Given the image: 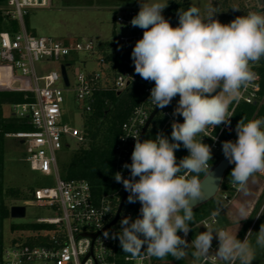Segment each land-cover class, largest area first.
<instances>
[{"label": "clouds", "instance_id": "1", "mask_svg": "<svg viewBox=\"0 0 264 264\" xmlns=\"http://www.w3.org/2000/svg\"><path fill=\"white\" fill-rule=\"evenodd\" d=\"M167 5L140 0V10L130 23L144 31L131 57L135 73L155 84L149 97L154 107L163 109L179 96L173 115L182 116L183 123L173 121L171 140L163 134L143 141L139 132L133 136L131 164L123 165L131 178L117 172L114 179L129 193L128 203L141 204L140 215L135 220L125 216L113 238L132 257L144 252L158 259L171 255L181 260L191 245L196 258L215 256L223 264H252L256 254L248 238L251 231L240 240L237 232L207 224L190 244L184 237L194 221L193 207L206 198L200 175H211L212 150L201 134L230 123V105L257 79L253 65L264 59V13L248 12L224 24L214 18V7L202 13L190 6L178 10L179 24L173 27L162 15ZM235 131L237 139L224 141L222 151L235 165L230 173L233 187L244 190L250 180L255 182L256 174H264V118L246 122L243 117ZM181 144L189 155L177 162L175 152ZM238 214L240 221L249 217L245 206ZM211 215L215 218L219 211ZM214 238L219 246L213 254ZM255 244L264 248V224Z\"/></svg>", "mask_w": 264, "mask_h": 264}, {"label": "built area", "instance_id": "2", "mask_svg": "<svg viewBox=\"0 0 264 264\" xmlns=\"http://www.w3.org/2000/svg\"><path fill=\"white\" fill-rule=\"evenodd\" d=\"M6 1L10 8L4 9L5 14L16 18L20 26L15 34L7 31L0 33V63L8 65L16 73L13 82L16 80L20 82L18 91L25 92L26 99L29 98L28 94L33 97L31 101L12 103L13 115L27 119L33 130L19 131L12 133L11 136L19 139L25 147L26 160L31 170L46 176H54L56 185L36 189L34 198L37 203L54 208L60 212V215L37 219V224L49 225L51 228L37 233L40 239L38 238L36 242H24L5 247L1 264H119L120 260L127 264H153L154 257H149L144 252L137 257L129 254L122 255L118 238H113L114 234L120 231V221L125 216L135 220L140 215L139 210L135 208L138 204L141 205L139 202L130 203L131 207L124 211L127 204L126 198L118 220L108 226L116 217L121 200L127 192L123 184L114 179L113 191L95 195L88 180L62 178L56 158V151L65 145L70 146V140H77L79 143L86 141L83 125L77 128L62 120V105L65 102L66 91L75 92L83 114L87 115L94 112L101 94L121 95L135 85H142L141 99L122 123L114 147V175L120 172L124 178H130V170L125 169L123 165L131 164L129 162L136 142L133 136L139 132V138H141L143 128L157 108L149 100L150 90L155 86L154 82L145 81L135 73L131 57L132 50L136 42L142 38L144 31L139 27H133L130 23L140 9H119L114 19L115 26L120 31L116 39L117 44L102 50L98 55V63L102 70L90 73L82 70L75 71L72 82L68 68L73 66L74 70L80 68L75 66L76 61L72 54L94 55L99 48L96 42L93 39L62 41L51 36L31 35L24 24L27 9L48 6L51 0ZM169 22L173 27L177 26L174 22ZM42 59L58 61L59 69L39 76L35 65ZM79 64L85 66L86 61H80ZM63 65L68 84L62 75ZM261 65L262 59L253 65L257 79L252 86L241 90L240 98L229 108L231 115L240 104L264 102V95L261 94ZM103 99L105 105H111L109 97ZM178 101L177 95L168 108L158 111L165 119L158 134H163L167 127H171L173 121L181 123L179 117L173 115ZM215 129L216 127L214 129L209 127L205 133L201 134L204 136L203 142L209 141L212 155L225 158L222 143L228 140L234 142L237 139L236 131L229 123L222 124L217 132ZM225 131L229 133L226 137L223 136ZM232 190L233 193L230 192ZM237 190L239 188L233 187L232 183L230 189L222 190V199L226 204L234 200ZM105 209L110 211L105 213ZM218 221V217L213 218L210 215L195 223V226L204 227L207 224L213 226ZM105 233L108 235L105 236ZM93 235H96L95 238ZM181 235L184 233L181 232ZM214 251L215 247L212 245L210 252L214 254ZM215 261V256H209L202 258L200 264L208 262L214 264Z\"/></svg>", "mask_w": 264, "mask_h": 264}, {"label": "rangeland", "instance_id": "3", "mask_svg": "<svg viewBox=\"0 0 264 264\" xmlns=\"http://www.w3.org/2000/svg\"><path fill=\"white\" fill-rule=\"evenodd\" d=\"M146 2H152V0H146ZM160 2L168 4L162 12L164 17L168 6L177 2L186 3L189 7L196 6L201 9L202 13L209 6L214 7L216 11L220 10V13L225 12L227 16H244L248 12L264 13V0H229L228 4L230 6L227 9L222 5V0H160ZM9 8L6 0L0 1V9ZM127 8L140 9V0H51L48 6L28 8L24 15V24L31 35L51 36L62 41L93 39L96 42L99 48L94 55L88 53L72 54L75 61L78 62H75V66L80 67L76 70H74V66L68 68L70 79L73 82L75 71L82 70L90 73L102 70L98 63V55L102 50L117 44L116 39L120 31L114 23L115 15L120 11L119 9ZM216 16L217 13L214 14L215 19ZM80 61H86V65L79 64ZM59 64L58 61L42 59L36 62V72L39 76L44 75L48 71L58 70ZM15 77L16 73L8 65L0 63V98L4 97L2 92L18 91L17 88L13 87V79ZM64 97L65 102L62 105L63 122L81 128L86 115L83 114V109L75 97V92L66 91ZM0 113V121L1 119L5 121L12 117L24 120L13 115L12 103L4 102ZM160 120L164 122L165 119L159 112L149 129H152L156 122ZM1 132L0 128V193L3 200L2 206L0 203L1 232L4 247H9L18 244L19 242L16 240L25 242L24 238L29 234V231L26 230L28 225L36 223L39 218L56 217L60 215V212L52 207L37 203L34 198L36 189L45 186L54 187L56 185L54 176H46L31 170L29 162L26 160L25 147L20 140L12 137V133L1 135ZM69 144L70 146L65 145L62 149L56 151L58 168L62 178H64L63 173L72 155L83 143L72 139ZM221 157L220 159H222ZM210 201L212 202L211 204L206 203L193 209L196 212L194 213V221L190 224L191 230L187 236L184 237L181 232L177 234L184 237L190 244L199 232L206 231V228L195 226V223L210 216L213 211H219L217 216L219 221L213 227L215 229L229 230L234 234L237 232V238L240 240H243L247 233L251 231L248 238L255 247L256 254V259L252 261V264H264V248L255 244L257 232L260 230L261 224H264V216H262L264 210V174H256L255 182L250 180L244 190H237L236 196L231 203L226 204L222 199V184L218 193ZM14 205L26 206V216L13 218L10 215V209ZM128 205L129 203L127 202L124 211L128 209ZM241 206L247 208L249 217L240 221L238 209ZM200 217L202 219L199 220ZM34 234L36 235L37 233L31 235ZM20 237L22 238L19 239ZM212 245L215 247V253L219 246L218 238L213 239ZM193 251L194 249L190 245L187 249V255L178 261L200 264L202 258L194 257ZM215 262L214 264H223V261L218 257H216ZM205 264L212 263L208 262Z\"/></svg>", "mask_w": 264, "mask_h": 264}, {"label": "trees", "instance_id": "4", "mask_svg": "<svg viewBox=\"0 0 264 264\" xmlns=\"http://www.w3.org/2000/svg\"><path fill=\"white\" fill-rule=\"evenodd\" d=\"M1 1V0H0ZM229 0H222V5L226 9L230 6ZM223 7V8H224ZM189 6L183 2L171 3L166 11L165 19L168 21L174 22L177 26L179 24L178 10H186ZM224 11V9H223ZM216 14V13H215ZM238 16H227L225 12L220 13V10L217 11L216 19L221 23H229ZM19 21L16 18H13L11 15L5 14L4 9H0V33L9 32L10 34H15L19 30ZM110 59V57L108 58ZM260 72L262 75V90L261 94L264 95V59H262V65L260 67ZM142 85H135L130 88L127 92L117 95L115 93L101 94L98 98V102L95 105V110L91 114H85L83 124V131L86 137V141L78 147L75 153L72 155L69 164L65 168L63 173L64 179H86L92 186L93 193L95 195H102L108 193L115 189L114 184V147L117 141L118 135L120 133V127L122 123L131 113L132 109L139 103L141 99ZM4 95L3 98H0V112L1 107L4 102L7 103H22L24 101H31L33 97L31 94H28L29 98H25L26 93L22 91H5L2 92ZM1 95V93H0ZM104 97H109L111 100V105L104 104ZM233 104V103H232ZM232 104L229 108H231ZM1 114V113H0ZM181 123H183V117L178 116ZM247 120L264 118V102L261 104H240L236 107L232 116L230 117V125L235 129L238 121L242 118ZM155 118V117H154ZM154 119L152 120V122ZM151 122V123H152ZM164 122L158 121L152 129L148 128V131L145 134V139H154L162 128ZM151 125V124H150ZM222 125V124H221ZM217 126L215 132H217L220 126ZM0 128L2 130L1 135L8 133H16L19 131H31L33 130L32 125L27 119L20 120L16 118H10L8 120L1 119ZM172 128L167 127L163 135L167 136L171 140ZM229 133L225 131L223 136H228ZM199 139V137H197ZM209 144V141L206 142ZM177 162L183 157L189 155V152L186 148L181 147L175 152ZM220 156L212 155V161H209L210 165L214 167L219 161ZM235 167L234 164H230L224 175V181L222 183V190L230 189L231 185V176L230 173ZM205 174L200 175L202 179ZM233 193V190L230 191ZM0 193V197H1ZM2 197L0 203L2 206ZM212 202L208 201L207 204ZM206 204V203H205ZM204 205V204H203ZM202 206V205H201ZM131 205L129 203L128 208ZM136 210H140L141 205L138 204L135 207ZM134 208V209H135ZM194 213L196 212L193 210ZM264 216V210L263 214ZM198 218V217H197ZM202 219L201 217L199 220ZM2 218L0 216V264L4 247V240L1 232ZM51 226L44 224H31L26 227V230L29 231V234L26 235L25 242H36L38 241V234L36 236L31 235L32 233H40L44 230H49ZM47 234V233H46ZM20 237L19 239H21ZM19 243L20 240H16ZM16 242V243H17ZM122 255L126 253L123 252L122 248L120 250ZM143 253V252H142ZM141 253V254H142ZM119 264H127L120 260ZM153 264H189L185 261L175 260L171 255L165 257L164 259H158L154 257Z\"/></svg>", "mask_w": 264, "mask_h": 264}, {"label": "water", "instance_id": "5", "mask_svg": "<svg viewBox=\"0 0 264 264\" xmlns=\"http://www.w3.org/2000/svg\"><path fill=\"white\" fill-rule=\"evenodd\" d=\"M174 24V23H173ZM175 25V24H174ZM176 26V25H175ZM62 69V75L64 77V79L66 80V83L68 84V79H67V75H66V70H65V66L63 65L61 67ZM13 87L15 88H19L20 87V82L18 80L14 81L13 83ZM160 110V108H156L147 124L145 125V127L143 128V131H142V134H141V138L140 140L142 141L144 136H145V133L151 123V121L153 120V118L155 117V115L158 113V111ZM131 163V158H130V162ZM230 166V163L228 162V160L226 158H222L212 169H211V175H205L201 180L204 182L203 183V190L205 192V199L202 200V201H199L194 207L193 209L207 203L208 201H210L213 197H215V195L218 193V191L220 190V187H221V184H222V181L224 179V175L227 171V169L229 168ZM131 178V176H130ZM128 192L125 193L124 197L122 198L121 200V203H120V206L118 208V211H117V214H116V217L114 218V220L108 225H112L114 224L119 216H120V213L122 211V207L124 205V202L128 196ZM10 215L13 217V218H23L26 216V206L24 205H14L11 207L10 209ZM107 226V227H108ZM106 227V228H107ZM96 235H93V238H95Z\"/></svg>", "mask_w": 264, "mask_h": 264}]
</instances>
